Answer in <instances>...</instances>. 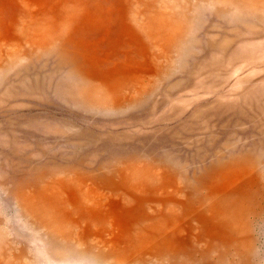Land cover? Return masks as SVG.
<instances>
[{"label":"rangeland","instance_id":"obj_1","mask_svg":"<svg viewBox=\"0 0 264 264\" xmlns=\"http://www.w3.org/2000/svg\"><path fill=\"white\" fill-rule=\"evenodd\" d=\"M0 264H264V0H0Z\"/></svg>","mask_w":264,"mask_h":264}]
</instances>
